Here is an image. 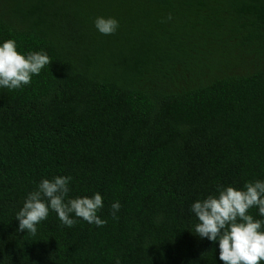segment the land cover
<instances>
[{
  "label": "trees",
  "instance_id": "trees-1",
  "mask_svg": "<svg viewBox=\"0 0 264 264\" xmlns=\"http://www.w3.org/2000/svg\"><path fill=\"white\" fill-rule=\"evenodd\" d=\"M9 38L51 62L0 89V264H223L189 209L264 179V0H0ZM54 175L70 196L99 192L107 222L50 212L35 236L17 231Z\"/></svg>",
  "mask_w": 264,
  "mask_h": 264
},
{
  "label": "clouds",
  "instance_id": "clouds-1",
  "mask_svg": "<svg viewBox=\"0 0 264 264\" xmlns=\"http://www.w3.org/2000/svg\"><path fill=\"white\" fill-rule=\"evenodd\" d=\"M93 26L101 35H112L119 21L112 16H97ZM50 62L43 49L21 52L14 39L0 40V89L16 90L30 84L32 77ZM71 181L70 175L42 177L15 213L17 231L35 236L37 226L50 212L69 228L77 218L102 227L107 222L98 215L104 206L102 195L93 192L90 196H70ZM110 208L115 219L121 204L113 201ZM252 208L257 216L250 213ZM189 210L196 220L193 232L218 244V259L223 264H264V179L246 181L240 188L218 185L215 192L193 201ZM115 264H121L119 257Z\"/></svg>",
  "mask_w": 264,
  "mask_h": 264
}]
</instances>
